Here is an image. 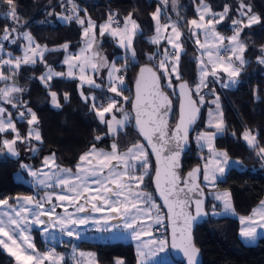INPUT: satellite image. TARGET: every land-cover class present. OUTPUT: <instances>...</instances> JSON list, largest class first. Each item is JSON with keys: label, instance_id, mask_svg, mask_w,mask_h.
<instances>
[{"label": "trees", "instance_id": "1", "mask_svg": "<svg viewBox=\"0 0 264 264\" xmlns=\"http://www.w3.org/2000/svg\"><path fill=\"white\" fill-rule=\"evenodd\" d=\"M161 1L164 0H72V2L68 0H13L19 22L14 23L10 18L0 16V36L5 28L9 30L17 28L20 32L30 33L42 46L60 48L61 45L67 43L71 52H76L83 45L84 26L77 23L76 16L67 21L58 19V15L70 17L68 11L70 3L79 10L80 18L90 17L96 23L97 29L107 22L110 14L113 19L118 20L120 25L129 13L141 29L133 41L136 53L135 62H132L129 56H125L122 49L115 47L112 39L108 38L102 42L103 50L113 51L111 60L115 65L123 67L127 64L121 70L125 76V86L120 91L127 98L125 108L130 113V124L124 130L119 131L114 138L107 136V123L98 119L92 103L85 102L81 97L77 80L55 78L48 82L49 87H45L39 81V76L45 70L43 63L38 62L34 66L21 67V74L28 80L21 98L36 113L37 126L41 133L38 157L54 153L56 162L60 166L74 167L80 157L87 153L93 145L106 148L115 140L119 151L124 152L134 144L143 143L132 127L133 83L139 67L146 64L153 66L161 74L158 68L160 56L157 46L148 40L155 34L152 14L159 5H163ZM177 1L180 6L176 4V8H170V10L186 19L185 12H188L191 0ZM204 1L210 6L212 13H222L225 5L229 7L227 15L216 25L217 31L222 35L230 37L236 28L232 21L239 17L245 19L238 11L241 0ZM185 2L187 4H184ZM242 2L247 6L246 10L248 7L251 8L248 15H257L260 21L255 25L245 26L241 31L240 39L246 46L245 65L238 75V84L232 89L223 90L219 87L216 78L212 75L210 77L212 83L216 84L222 94L223 130L215 139V148L226 152L228 158L239 161L242 168L230 169L226 177L219 181L212 190L205 188L208 194L207 210L210 217L195 231V242L202 252L203 264H264V237L260 238L255 245H247L241 236V222L238 218L212 216L211 211L218 204L209 194L210 191L229 192L234 209L241 217L250 216L264 201V154L259 152L260 148H264V65L258 61L264 54V0H242ZM167 4L170 5V0H167ZM8 10L7 0H0V13H6ZM166 10L168 14L164 12L165 15L173 17L169 10ZM113 25L119 26L114 23ZM184 47L185 51L179 65L181 79L172 80L174 88L165 87V78L161 74L163 86L175 103L171 126L175 125L178 117V98L175 94L177 83L187 81L193 89L194 97L201 105L200 94L197 95L194 91L199 83L197 62L199 52L187 35L184 37ZM124 56L126 58H122ZM149 56L154 58L149 59ZM63 58L64 50L56 49L49 51L44 60L52 68L62 71L65 69ZM104 60L107 63V60ZM87 89H90L92 93H98L97 98L103 102V105L112 100L111 92L108 90ZM49 91L57 93L61 105L59 109L52 107ZM65 93L68 94L67 100L64 98ZM208 109V104H204L201 121L191 138V149L182 160L183 174L197 165L202 166V155L206 154V151L199 150L192 139L198 127L200 131H213L205 129ZM16 124L22 134L26 135L28 123L16 121ZM245 130H250L251 135L255 136V141L251 145L243 138ZM96 137L100 139L97 140ZM147 152L149 170L145 189L155 194L152 185L155 164L148 150ZM19 169V160L9 158L0 161V199L8 198L10 203H14L16 197L33 193L32 186L16 181ZM163 213L165 214L164 211ZM37 244L41 245L39 239ZM80 247L95 251L100 264H115L117 259H122L124 264H137V254L132 243L82 242ZM58 248L67 255L66 264H71L69 260L71 251L65 247ZM14 262V259L0 246V264H14ZM166 264H184V262L173 260Z\"/></svg>", "mask_w": 264, "mask_h": 264}, {"label": "snow or ice", "instance_id": "2", "mask_svg": "<svg viewBox=\"0 0 264 264\" xmlns=\"http://www.w3.org/2000/svg\"><path fill=\"white\" fill-rule=\"evenodd\" d=\"M167 3V0H164ZM7 5L9 10L6 13H0V16L4 18H10L14 23L19 22V18L16 14V8L13 5V0H7ZM247 6L241 4L238 11L240 15L248 16V12L251 8L248 7L247 11H243ZM75 8V6H74ZM160 8H157L156 12L153 13V19L156 21V35L152 37L151 43L158 44L161 39V30H167L171 28V34L167 37L168 43L172 46L173 51L169 53L168 49L164 50L163 58L159 61V67L163 69V75H165L169 81V87H171V81L173 76L175 79L180 80L179 72V60L180 52L182 51V44L179 43L182 33L180 32L176 22H171L170 24H160ZM199 14V19H193L188 21L189 31L192 36H197L198 30H202L205 33V41L201 44V48L205 49V53L208 56L207 64L201 59L200 60V80L196 85L197 94L203 87H207L205 77L209 74L208 66L211 65V74L216 76L217 68H221L224 73L228 75L229 78L239 75L240 68L234 67L231 56H235L236 60L239 61L240 65L245 63L243 59V52L245 50V45L238 42V37L242 27L250 26L254 23H259V16H251L247 20V24H244L242 20H233V25H240L235 29V34L229 39L230 47L226 51L231 53L227 62L224 57L220 55V49L213 45L209 46V40L214 41L215 44H220L225 39L220 37L218 33L215 32L214 24L219 23L229 12V7L225 5L222 13H212L211 17L205 22L206 14L211 13V8L208 4L201 0V6L197 8ZM218 17V19H217ZM64 19H71V17H64ZM77 23L81 26L85 24V20L80 18L76 14ZM113 23L118 24V21L113 19L110 14L108 20L105 24L101 25V35L105 31L111 28ZM88 27L83 29V37L85 39V47L81 48L79 54H70L65 57L63 63L68 65L67 73L56 72L54 69L47 64L44 60V53L50 51L47 45L41 46L40 44H35L33 37L28 32L20 33L25 40H27V45L23 49L22 57L10 58L7 60L0 61V65H8L12 75L6 76L2 71H0V81H7L15 75V71L21 67V64H36L37 60L45 65L46 71L39 77L40 81L48 87V82L53 79V77H73V69L78 68L79 70V80L81 81V87L84 83H87L90 87L99 88L100 85L95 82L91 76L85 75L86 68L90 67L94 71H98V64L100 66L109 67L108 80H109V91L120 95V90L117 85H122L124 83L123 75H118L120 69L116 67L113 63L108 65L103 57H99V53L92 51L91 55H86L93 48L95 41L94 33L90 35L92 30L96 27L95 22L91 20L90 17L87 18ZM129 25H131V31L129 30ZM139 28V25L135 20L132 19L131 13L125 18L124 28L119 27L111 29V35L120 36V44L122 47H126L131 50V55L135 58V50L131 48L132 36L135 34V30ZM12 32L16 31V28L11 29ZM10 32L8 28H5L4 33L0 36V40H8ZM11 43H16L12 40ZM197 44H200L199 38L196 40ZM65 51L68 49V44L65 43L60 46ZM4 45L0 43V52H3ZM56 50V49H53ZM215 52V58H213ZM9 56L11 54L9 53ZM99 59L97 60V58ZM153 56H149V59H153ZM264 64V58L259 61ZM145 73L149 74L152 78V83L155 86V96L161 101L157 107H162L170 103L167 96L159 91L158 82L159 77L150 67H143L140 69L139 79L137 80V114H136V124L139 126V130L142 135L147 139V141L152 145L153 151L156 153L158 162L161 163V168L156 171V184L160 191V195L164 198L165 204L169 209L170 215H172V225H173V247H175V240L177 238V232L180 233V238H184V232L190 219L193 217L187 211L188 202L191 197L187 193L181 198L180 193L184 192V188L179 187L178 181L180 177L172 171L174 165V160L179 156V141L187 140L188 125H190L194 120L196 113L199 109L196 107V102L191 99L190 89L186 81L181 82L179 85L180 93L186 100V105L181 104V114L180 121L175 129V136L169 137L168 140L165 137L168 135L166 131V121L162 119L153 120L152 116L155 115L156 109L154 108L152 112L148 115L145 120L141 119L142 112L140 109L141 104V83L145 79ZM235 83V81H231ZM225 87L228 85L225 84ZM23 89L15 86L14 84L0 88V99L5 100L7 103L12 104L13 107H17L13 103L12 93L22 92ZM81 97L88 102L89 99L93 101L92 108L98 115L101 122H105V113H111L112 109L116 106V101L112 100L107 107H97L95 103V96H84L83 91H81ZM51 102L54 106L60 107L57 100V93L50 91ZM65 100L68 99V94H64ZM127 99V98H125ZM201 103L203 102V96L200 97ZM219 97L213 101L216 104V108L219 109ZM25 108L30 119H27L29 124L27 137H21L16 129L15 123L11 119V113L7 112L4 107H0V133H4L11 130L15 133L12 140H3V146L8 150L9 153L13 155H18L14 148L17 140L24 142L25 140H30L35 138L37 141H41V134L36 127L33 125L38 124V118L31 108L26 106V103L22 105ZM25 111L19 112V117L25 119ZM5 113H7V118H5ZM222 115V113H220ZM210 120L209 125L214 126L217 132L223 130V121L219 120L213 124V113H209ZM128 120L127 114H125L123 120H116L113 116L112 121L115 125H123L125 121ZM109 131L113 134L117 132V128L113 126L112 122H109ZM233 135H235L233 133ZM155 136V142H153V137ZM216 133H202L198 136V141H203L206 143L209 151L212 153V157L209 164L214 165V167L209 168V164L205 165V175L204 179L206 181L215 180V173L224 172V167L228 163V157L226 152H217L213 147V140L215 139ZM243 138L251 145L255 141V136L251 135L250 130H245L243 133ZM97 140L100 137H96ZM175 141V147L169 149L170 155L165 156L163 161H161V153L165 146L170 142ZM260 154H264V148L259 149ZM138 162L140 167L144 169L141 175L135 174L136 163ZM80 164L77 165V172L72 173L71 169H61L58 165H55V154L50 157H46L43 161L45 167L52 168L55 167L56 171L52 173H41L40 170H32L28 165H22L23 168L28 169L30 175L37 178L39 185H44L46 187H52L48 181L55 178L56 183L61 186L67 194H56V193H45L43 197L37 199L32 196L27 197H16L15 206L9 204V199H0V246L7 249L8 252L14 256L18 264H45L47 260L49 264H57V259L63 260V257L56 256L54 250H50L46 253H39L36 251L35 244L32 242L30 231L33 225H45L42 231L47 233L49 227L53 226L49 224V221L54 223L58 222L61 230L66 231L68 236L77 235L79 238V233L71 230L73 225H84L89 222L91 216L77 217V213L86 212H97L105 213L107 212L108 219L116 217H124L125 226L132 229L133 235L137 240H140L142 236H151V225L146 228L138 229V225H142L146 219H154V222L159 224L162 223L163 217L159 215V208L153 202L151 194L143 191L140 185L144 182V177L148 175L149 164L147 161V155L142 144H134L126 152H119L118 145L114 142L111 145V151L106 152L102 149L97 150L95 145L92 149L80 157ZM115 162V163H114ZM87 165L85 167L84 165ZM165 176V186H161V175ZM200 172L199 168L194 169L188 174L192 181L197 178V173ZM61 174H64L63 176ZM42 177V178H41ZM66 177V178H65ZM74 177V179H73ZM187 184L188 182L185 181ZM198 188V185L192 184L189 188V192H193ZM55 195L56 199L60 201L58 205L52 204V198ZM202 195V192H201ZM230 193H223L217 195V200H222L224 203L225 210H230L232 205L229 200ZM83 201V203H81ZM203 201L197 199L196 204V216L201 214V205ZM51 205L49 208H45V205ZM142 205H147V207H142ZM56 207L64 208L65 216H57ZM68 207H74V212H68ZM178 209L179 211H175ZM156 210V215L153 218L152 212ZM259 214L260 219L264 220V202H261L259 211L254 210L253 215ZM41 217H47L48 220L41 219ZM182 221V223H180ZM241 222L245 223V218H241ZM257 221L253 220L251 217L247 220V227L242 229V235L245 237H252L256 234ZM179 224V227H178ZM264 227V225H260ZM54 239V237H53ZM166 240L152 239L143 244L142 249H138V254L141 257V264H144V257L147 250V255H155L157 251H163L166 245ZM198 250L194 247L191 248V253L188 249H185V254L189 256V264H194L193 257ZM120 264H123L121 261Z\"/></svg>", "mask_w": 264, "mask_h": 264}, {"label": "rangeland", "instance_id": "3", "mask_svg": "<svg viewBox=\"0 0 264 264\" xmlns=\"http://www.w3.org/2000/svg\"><path fill=\"white\" fill-rule=\"evenodd\" d=\"M68 1L72 2V0H68ZM161 3L165 6L166 9L169 10V12L171 13V15L174 18L171 16H166L163 8L161 7V5H159L158 8H160V10H161L160 11V24L164 25V24H170L171 22H176L180 32L182 33V35L180 37V41H179V43L182 44V51L180 52V59H181L182 54L185 51V47H184L185 35H187L189 37V39L192 41L194 46L197 48V50L199 52V57L197 59L198 77L200 80V60L202 59L205 62V64H207V61H208V56L206 54H204L205 49L201 48V46H200L201 44L204 43L206 37H205V33L202 30H198L197 36H192L190 31H189L190 26L188 25L187 22L191 21L193 19H197V20L199 19V14L197 12V8L201 6V0H191L189 10H188V12H185L186 13L185 16L187 17L186 19L181 18V15L175 13V11H173V10H170V8L175 9L176 4H178V6H180V4L178 3L177 0H170V5H168L164 1H161ZM204 3H206V2L204 1ZM184 4H187V3L185 2ZM68 11L70 13V17L76 16V14L79 15V10L74 8V6L71 3L68 5ZM243 11H247L246 8ZM211 14H212V11H211V13L206 14L205 22H207V20L211 17ZM248 14H249V12H248ZM251 16H253V15H251ZM251 16L250 15L243 16V17H245V19H240V17H239L236 20H242L244 22V24H247V20ZM255 16H257V15H255ZM57 17H58V19L61 18L62 21H67V19H64V17H67V16L58 15ZM87 18H88V16L82 17V19L85 20V24L83 25L84 28L88 27ZM217 19H218V17H217ZM124 23H125V21L123 23H120L119 26H114L112 24L111 28L109 30L105 31L103 35H101V27H100L101 25L97 29V25L95 23L96 27L92 30L90 35L94 33L96 42L93 44L92 50L90 52L86 53V55H91V52L95 51V52L99 53V57H103L104 59L107 60L108 65L113 64L114 61L111 60L112 56H113V51L108 52V51H105L102 49V42L104 40L110 38L115 42V47L122 49L125 53V56H129L131 58L132 62H135L136 59L132 57L131 50L126 48V47L121 46L120 36L119 35L113 36L110 34L111 29H115L117 27H119L120 29H123ZM217 24L218 23L214 24L215 32L218 33L220 37H224L225 39L220 44H215L214 41L209 40V46L212 47L213 45H215V47H218L220 49V55H221L222 51H225L226 48L231 46L228 38L233 36L235 34V31L230 37L222 35L216 29ZM255 24H257V23H254L252 25H255ZM154 25H155V29H156V21L155 20H154ZM252 25H250V26H252ZM235 27L238 28L241 26L235 25ZM243 28L244 27H242V29ZM129 30L131 31V25H129ZM241 31H240V34H241ZM9 32H10V36H9L8 40H0V43H2L4 45L3 52H0V61L7 60L10 58H15V57H22L23 56V49L27 45V40H25L23 38V36L20 35V33H23L22 31L20 32L16 28L15 32H12L11 30H9ZM140 32H141V29L139 27L138 29L135 30V34L132 36V44H131L132 49H134L133 48V41H134L136 35ZM170 34H171V28H168L167 30L162 29L161 30V39H160V42L158 44L150 42L152 37H154L156 35V31H155V34L148 39L151 44L157 46V51H158V55L160 56V60L163 58V53H164L165 49H168L169 53H171L173 51L172 46L168 43V40H167V37ZM240 34L238 37V42L243 43L240 39ZM197 38H199L200 44L196 43ZM12 40H15L16 43H14V44L11 43ZM34 42H35V44H38L35 39H34ZM83 47H85L84 37H83V45L76 52H71L69 50V48L67 49V51H65L61 47L60 48H49L48 47V49H50V51L53 49L64 50V58H63V61H64L65 57L70 55V54H73V55L79 54L81 48H83ZM48 52L49 51L44 53V58ZM9 53L11 54V56H9ZM244 53H245V50L243 52V59L245 61ZM125 56L122 58H126ZM99 57L97 58V60L99 59ZM223 57H224V60L227 62V60L229 59V56H223ZM213 58H215V52H214ZM261 58H264V54L258 59V61H260ZM231 59L233 61L234 67H239L240 72H241L245 63L243 65H240L239 61L236 60L235 56H231ZM38 62H40V61L37 60V63ZM36 64H34V65H36ZM24 65L34 66L33 64H21V67ZM63 65L65 67L64 70L59 71V70L53 68L54 71L67 73L68 65L64 64V63H63ZM179 65H180V60H179ZM262 65H264V64H262ZM126 66H127V64H125L123 67H126ZM207 66H208L209 74L212 75L211 74V65H207ZM21 67L15 71V75L12 76V78L10 80L0 81V88L5 87L6 84L9 86L14 84L17 87L22 88L24 91V88H25L26 84L28 83V80L21 74V72H20ZM116 67L119 68L120 70L123 69V67H120L117 65H116ZM158 68L162 74L164 70L159 67V62H158ZM109 70H110L109 67L103 69V67H101L99 64H98V71H94L90 67L86 68L85 75L91 76V78L94 79L95 82L100 85L99 88L90 87L87 83H84L83 86L81 87V81L79 80L80 73H79L78 68L73 69V73H74L73 77H67V76L53 77V79L58 78V79H66V80H73V79L77 80L79 82L80 93H81V91H83L84 96H89V97L95 96V98H96L95 103L97 106L99 105L100 107L101 106L107 107L108 104L112 100L116 101V106L112 109V112L111 113H105V123H107V126H108L107 136L109 138H114L117 136L119 131L124 130L126 128V126L128 124H130V118L131 117H130V113L125 108V97L123 96L121 91H120V93H121L120 95H117L116 93H112L110 91L111 92L110 97H112V100L109 103L103 105L102 104L103 102L97 98L99 96V94L96 92L92 93L90 91V89H87V88H93V89H96L97 91L108 90L110 87L109 80H108ZM0 71H2L6 76L12 75L8 65H0ZM45 71H46V69L43 71V73ZM179 72H180V70H179ZM118 75H123V74L120 71V73H118ZM162 76L165 78V87H167L169 89L174 88L173 81H171V87H169V81H168L167 77L163 74H162ZM123 77H124V83L122 85H117L119 90H121L125 86V76L123 75ZM213 77L216 78V80L218 81L219 87L223 88V90L232 89V88L236 87V85L238 84V76L229 78L228 75L226 73H224L221 68H217V74H216V76H213ZM174 79H175V77L173 76L172 80H174ZM39 81H40V79H39ZM231 81H235V83H232ZM225 84H227L228 86L225 87L224 86ZM23 91L19 92V93H12L11 94V97L13 98V103H15L17 105V107H13L12 104L7 103L3 99H0V107H4L7 110V112H10L12 114L11 119L15 123L16 129L19 132L20 136L21 137H27L28 131H27L26 135H23L22 132L19 130L17 124H16V121H26L27 122V119H30V116H28L27 112L25 111V108L22 106L23 104H25V102L21 98ZM49 94H50V91H49ZM121 99H123V101ZM57 100H58V95H57ZM88 101L93 103V101L91 99H89ZM58 103L60 105L59 100H58ZM51 105L55 109H59L61 107V105H60V107L54 106L52 104V102H51ZM202 105H203V102L201 103L200 106H202ZM213 109L216 110L217 108L215 107ZM218 110L221 111V108H219ZM21 111H25V119H21L19 117V112H21ZM125 114H127L128 120L125 121V123L123 125H115L114 121H112L113 116L116 118V120H123ZM213 114H214V117H216L217 113H213ZM5 118H7V113H5ZM221 118H222V115H221ZM98 119H99V117H98ZM109 122H112L113 126H115L117 128V132L115 134H113L109 131ZM215 123H216V119L213 120V124H215ZM29 127L30 126L28 124V129H29ZM32 127H36L39 130L37 124L33 125ZM200 130H201L200 127H198L197 132L194 134L192 140H193V143L196 145V147L199 150H205L206 151V154L202 155V168H203L202 184L205 188L212 190L219 181H222L226 177V174L228 173V171L230 169H232V168L240 169V168H242V164L239 161L228 158V163L224 167V172L223 173L216 172L215 173V177H216L215 180H213L211 182L206 181L204 179L205 165L209 164V161L212 157V153L209 151L206 143L203 141H198L197 138L202 133H214V132L213 131L212 132H206V131H200ZM39 132H40V130H39ZM215 133H216V136H215V139H216V137L219 135L220 132H217V130H215ZM11 134H12V136H11ZM14 136H15V133H13L11 130H8L4 133H0V161L6 160L9 158L20 161V169L16 174V181L23 182L26 185L32 186L34 188V191H33V193H31L29 195H22L19 197L32 196L34 198L39 199V198L43 197L45 193L67 194L66 191L56 183L55 178L48 181V183L51 184L52 187H46L44 185H39L37 182V178L31 176L29 170L22 167V165H28L30 167V169L40 170L41 173L55 172L56 169L54 166L52 168H49V167H45L43 164L44 159L46 157L52 156L54 153H50V154L44 155L42 157H38L39 148H40L38 143H40L41 141H37L35 138H32L30 140H25L24 142L17 140L16 144L14 145V148L16 150V153H18V155H13V154L9 153L8 150L3 146V140H5V139L12 140L14 138ZM215 139L213 140L214 149L217 152H222V151H219L215 148ZM114 142L116 143V141L113 140L110 143L109 147H106V148L105 147H98L96 145H95V147L97 150L102 149L106 152H110L111 151V145ZM139 144H142L144 146V150H145V153L147 155V161H148V152H147L146 146L143 143H139ZM118 151H119V148H118ZM126 151H124V152H126ZM119 152H121V151H119ZM121 153H123V152H121ZM80 163L81 162L79 159V161L75 164L74 167H63V166H60L56 162V159H55V165H58L61 169H71L72 173L77 172V165ZM132 163H136V165H137L135 170H134L135 174L141 175L144 172V169L142 167H140L138 162L132 161ZM148 164H149V162H148ZM84 166L87 167L86 164ZM212 167H214V165L209 164V168H212ZM148 170H149V168H148ZM61 175L63 176L64 174H61ZM146 177H147V175L144 177V182L142 185H140V187L143 191L151 194V196L153 198V202L159 208V215L163 217L162 223H159V224L155 223L154 219H146V220H144V223L142 225H138L137 230H141L142 228H146L148 225H151V233H152L151 236H142L140 240H137L133 235L132 229H129L125 226V219L122 216L112 218V219H108L107 217L109 214L107 212H105V213H97V212L77 213L76 214L77 217H84V216H89V215L91 216V219L89 220V222L87 224L71 226V230L79 233V238L77 237V235L68 236L66 231L61 230V227H60L58 222L54 223L55 218H53V221H49V224H51L53 226L49 227V230L47 233L42 231V228L45 227V225H33L32 229L30 231V236H31L32 242L35 244L36 251L39 253H46L50 250H54L57 258L61 257V256L63 257L62 261L57 259V264H65V256L63 254V250L59 249L58 247L67 246L71 250V252H70L71 264H100L98 259H97V255H96L95 251L83 249L80 247V244L82 242H89V243H117V242L132 243L134 248H135L136 254H137V264H141V257L138 254V249H142L143 244L152 240V239H156V240L164 239V240H166L167 243H166L163 251H157L155 255H147V250L144 249V251L146 252V255L144 257V264H166V263L172 262L173 258H172V255L170 253V247H169V238H168V231H167L166 215L163 213L162 209L160 208V204L157 201L155 194H153L152 191L145 189ZM73 179H74V177H73ZM223 193H229V192H227V191H210L209 192L211 197L213 199H215V201L218 204V206H216L215 209H213L211 211L212 216H215V217H234V218H238L241 222L242 217L236 213L234 206H233L232 199H231V195L229 197L230 203L232 205V208L230 210H225L223 201L216 199L217 195H221ZM59 203H60V201H58L54 195L52 198V204L58 205ZM81 203H83V201H81ZM9 204H12L13 206H15V202L14 203L9 202ZM260 206H261V204L255 208V210H257V212L259 211ZM49 207H51V205H48V204L45 205L46 209ZM142 207H147V205H142ZM74 211H75L74 207H68V212H74ZM253 213H254V211L251 213L250 216L243 217V218H245V223L241 222V233H242V229H245L248 226L247 220L249 217H251L253 220L258 222L256 225V234L254 236L245 237L241 234L244 242L247 245H255L259 241L260 238L264 237V227L260 226V225H264V220L260 219L259 214L254 216ZM56 214H57V216H65L66 215V213L64 212V208H62V207H56ZM155 215H156V210H153V212H152L153 218L155 217ZM41 219L48 220L47 217H41ZM53 237H54V239H53ZM38 239L40 240V243H41L40 246L37 244ZM2 249L14 259V261H15L14 264H18L16 258L14 256H12L11 253L8 252L7 249H4L3 247H2ZM121 261L123 262L122 259H117L115 261V264H120ZM45 264H49V262L46 260ZM123 264H124V262H123Z\"/></svg>", "mask_w": 264, "mask_h": 264}, {"label": "water", "instance_id": "4", "mask_svg": "<svg viewBox=\"0 0 264 264\" xmlns=\"http://www.w3.org/2000/svg\"><path fill=\"white\" fill-rule=\"evenodd\" d=\"M143 67H150L153 69V71L159 77V82H158L159 91L162 92L165 96H167L170 103L167 105H164L162 107H157L161 103V101L154 94L155 93V86L152 83L151 76L149 74L145 73V79L141 83V104H140V109L142 112L141 119L142 120L147 119L148 115L155 108L156 113H155V115L152 116V119L153 120L162 119V120L166 121V131L168 133V135L165 137L166 140H168L169 137L176 135L175 129H176V127L180 121L181 104L184 103L186 105V100L181 95L180 88H179L180 83L184 82V81H180L175 86V94H176V97L178 98V117H177L175 125L171 126V122H172L174 111H175V103H174V100L171 97L170 93L163 86V80H162L161 74L153 66H151L149 64H146V65L139 67L137 74L135 76L134 83H133V98L131 101V113H132V117H133L132 127H133V130L138 134V136L142 140L143 144L146 146V148L149 151V153H150V155L154 161V164H155V170H154V174L152 177V185H153V188H154V191L156 194V198H157L162 210L165 212V215H166L167 231H168V238H169V247H170V253L172 255L173 260L177 261V262L182 261V262H184V264H189V256L185 254V249L187 248L189 253H191V248L194 247L195 249L198 250L195 253V256L193 257L194 264H203L202 252L196 246V242H195V231H196V229L199 226L203 225L210 217L208 210H207L208 194H207L205 187L202 184L203 168H202V166L197 165V166L193 167L191 170H189L188 172H186L185 174H183V171H182V160L185 157V155L189 153V151L191 149L192 135L195 132L196 127L198 126V124L200 123L201 118H202V114H203L202 106L199 105L197 99L194 97V92H193L192 87L186 81L188 84V88L191 90L190 91L191 99L196 102V107L199 109V111L196 113L195 120L190 125H188L187 140L186 141H184V140L179 141V145H180L179 156L176 157V159L173 162L174 165H176V166L173 167L172 171H174L180 177V180L178 181L179 187L184 188V192L180 193L181 198L184 197L185 193H187L188 196L191 197V199L188 202L187 211L191 214V216L193 218L190 219L189 223L186 226L183 239L180 238L179 231L177 232V238L175 240L176 246L173 247L172 246L174 243V241H173V225L171 222L173 217H172V215H170L169 209H168L167 205L165 204L164 198L160 195V191L157 188V184H156V171H157V169L161 168V163L158 162L156 153L152 149V145L142 135V133L139 130V126L136 124L137 80L139 79L140 69ZM153 142H155V136L153 137ZM175 143H176L175 141H170L165 146V148L163 149V151L161 153V161H163L165 156L170 155L168 150L171 148H174ZM196 168H199L200 172L197 173V178L195 179V181H192L189 178L188 174ZM185 181H187L188 183L186 184ZM165 183H166V180H165V176H164L163 171H162L161 186L164 187ZM192 184L198 185V188L193 192H189L188 188ZM201 192H202V195H201ZM197 199H200L203 201V203L201 205V214L199 216H196V211H195L196 210L195 201ZM175 211L178 212L179 210L175 209ZM180 223H182V221ZM178 227H179V224H178Z\"/></svg>", "mask_w": 264, "mask_h": 264}, {"label": "crops", "instance_id": "5", "mask_svg": "<svg viewBox=\"0 0 264 264\" xmlns=\"http://www.w3.org/2000/svg\"><path fill=\"white\" fill-rule=\"evenodd\" d=\"M210 77H211L210 74H208L205 77V81L207 83V87L201 88V90L199 91V94H200V97L203 96V105L204 104H208V106H209V109H208V112H207V115H206V120H205V129L213 130L215 132L216 128L214 126H210L209 125V120H210L209 113L210 112L217 113L216 117H214V114H213V117H214V119H216V122H218L219 120L223 121V113H222V107H221V96H222V94L220 93L219 88L216 86V84L212 83ZM194 91L197 94L196 87L194 88ZM217 97H219V101L218 102H219L221 111L218 110V109H216V110L213 109V108L216 107V104L213 103V101L216 100ZM203 105H202V107H203ZM220 113H222V118H221ZM208 132H210V131H208ZM65 248L70 250V248L67 247V246H65ZM63 254H64V252H63ZM64 256H65V261H66L68 257H67L66 254H64ZM69 260H70V255H69ZM65 264H66V262H65Z\"/></svg>", "mask_w": 264, "mask_h": 264}, {"label": "built area", "instance_id": "6", "mask_svg": "<svg viewBox=\"0 0 264 264\" xmlns=\"http://www.w3.org/2000/svg\"><path fill=\"white\" fill-rule=\"evenodd\" d=\"M161 7L163 8L164 12H165L166 14H168L166 8H165L163 5H161ZM114 20H115V21H118L117 19H114ZM114 24H115V25H119V22H118V24H116V23H114ZM221 54H222V55H225V56H230V55H231V53L228 52V51H226V49H225V51H222Z\"/></svg>", "mask_w": 264, "mask_h": 264}]
</instances>
